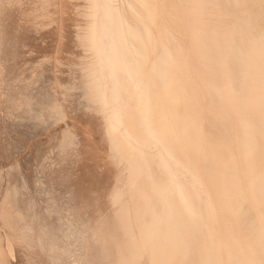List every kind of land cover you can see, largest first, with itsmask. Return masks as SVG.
I'll return each mask as SVG.
<instances>
[{
    "label": "bare ground",
    "instance_id": "6f19581e",
    "mask_svg": "<svg viewBox=\"0 0 264 264\" xmlns=\"http://www.w3.org/2000/svg\"><path fill=\"white\" fill-rule=\"evenodd\" d=\"M86 1L88 98L127 172L111 264H264V0Z\"/></svg>",
    "mask_w": 264,
    "mask_h": 264
},
{
    "label": "rangeland",
    "instance_id": "374dc122",
    "mask_svg": "<svg viewBox=\"0 0 264 264\" xmlns=\"http://www.w3.org/2000/svg\"><path fill=\"white\" fill-rule=\"evenodd\" d=\"M87 3L0 0V264L115 260L96 233L121 236L127 172L88 98Z\"/></svg>",
    "mask_w": 264,
    "mask_h": 264
}]
</instances>
